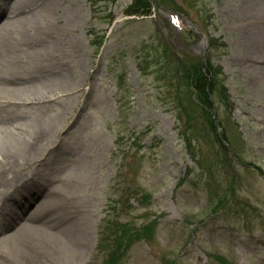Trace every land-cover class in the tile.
<instances>
[{"label":"rangeland","instance_id":"rangeland-1","mask_svg":"<svg viewBox=\"0 0 264 264\" xmlns=\"http://www.w3.org/2000/svg\"><path fill=\"white\" fill-rule=\"evenodd\" d=\"M14 1L0 0V21L11 20L23 57L21 30L35 34L43 17L44 46L65 65L43 79L42 130L0 185L8 209L25 208L0 253L14 264H264V55L252 4L157 0L167 11L129 16L131 0H17L28 7L10 14ZM201 59L216 70L221 142L183 77ZM32 213L43 230L29 227Z\"/></svg>","mask_w":264,"mask_h":264},{"label":"bare ground","instance_id":"bare-ground-1","mask_svg":"<svg viewBox=\"0 0 264 264\" xmlns=\"http://www.w3.org/2000/svg\"><path fill=\"white\" fill-rule=\"evenodd\" d=\"M46 1L49 3L51 0ZM244 1L247 4L248 2L252 4V10L248 14L255 25L252 26V40L256 38L254 42L257 43L258 51L263 52L264 55V0ZM26 7L28 6L25 2L16 0L9 6V12L12 14L14 11H20ZM47 7L51 8L52 3ZM7 10L8 6L0 2V15ZM28 15L30 14H26L25 17ZM42 18L35 23V34L30 31L25 33L24 30H21V43L27 45L26 58L23 57L17 37L14 36L11 20L10 22L9 20L0 21V185L5 181L4 177L7 176V180H9V176H5V173L14 168L19 158L28 157L25 155L24 149L31 143L38 129L42 130V127H37V125H40L39 119L43 114V103L48 100L46 89L42 87L43 79L52 77L57 68L63 69L65 65L61 58L54 54L57 51L56 47L49 50L50 48L44 46L45 42L49 41V31L46 30L50 29ZM25 30H29L28 27L25 26ZM54 59L55 61H53ZM17 106L20 109H16ZM20 118H25L28 125L23 121H18ZM22 151H24L23 154ZM12 189L15 188L5 191L6 196L12 195ZM33 189L26 190L30 192ZM17 194L19 196V191ZM33 197L35 198V194L32 195ZM25 201H27V197ZM2 207L5 208L1 211L5 217L0 222V248L3 242L14 237L13 232H9L8 229L10 230L12 227L18 229L19 224L20 227L23 224L22 220L19 221L18 218L12 219L14 214L9 215L8 206L2 203L0 208ZM23 210H21L22 214H19V218L24 214ZM31 219L34 223H29L30 228L38 227L43 230L42 221L35 213L31 214ZM13 245L10 246L11 250L13 249L16 253L21 252L20 247L13 248ZM7 251L5 250L6 254L0 253V258L8 260L9 264H14L15 260ZM1 259L0 264H5Z\"/></svg>","mask_w":264,"mask_h":264},{"label":"trees","instance_id":"trees-1","mask_svg":"<svg viewBox=\"0 0 264 264\" xmlns=\"http://www.w3.org/2000/svg\"><path fill=\"white\" fill-rule=\"evenodd\" d=\"M156 2L157 0H131L130 3L125 6V12L127 14H138V15H148L152 12L153 8V2ZM96 27H93L91 29L90 34L91 35H97L98 32H96ZM107 30L102 34L101 38L99 39V43H94L95 46L99 49L101 45L105 41ZM186 68H184L183 77L185 78L188 86H191L190 95L193 100L194 105L196 104L198 107H200L205 116L204 118L208 119L211 123V133L215 137V141L221 142V140L218 137V127L222 128V130L225 128L224 126H221L220 123L217 121L216 117L215 119L212 118V111L214 106V99L212 97L214 91H215V85H217L216 77H215V68L213 63H211L210 60L206 61L205 59H201L198 62H191ZM188 69V70H187ZM225 134V129H224ZM223 148L225 149V153L228 150L227 146L223 144ZM259 168V167H258ZM259 170L263 171L261 168ZM118 193L116 194L118 198L113 199V206L114 208H119L122 202L123 194L125 192V189L123 192L121 190H117ZM133 191L131 192V194ZM143 196L145 192L142 190V188L139 186L137 191H135L134 194H139ZM129 192L126 194L127 200H129V197L131 195ZM146 195V194H145ZM125 233V232H124Z\"/></svg>","mask_w":264,"mask_h":264}]
</instances>
